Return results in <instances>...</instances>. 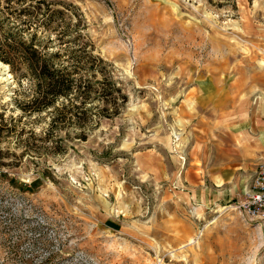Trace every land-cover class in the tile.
Listing matches in <instances>:
<instances>
[{"label": "rangeland", "instance_id": "374dc122", "mask_svg": "<svg viewBox=\"0 0 264 264\" xmlns=\"http://www.w3.org/2000/svg\"><path fill=\"white\" fill-rule=\"evenodd\" d=\"M48 1L126 102L51 125L0 67V264H264L222 198L264 152V0Z\"/></svg>", "mask_w": 264, "mask_h": 264}, {"label": "trees", "instance_id": "16d2710c", "mask_svg": "<svg viewBox=\"0 0 264 264\" xmlns=\"http://www.w3.org/2000/svg\"><path fill=\"white\" fill-rule=\"evenodd\" d=\"M55 4L0 0V61L29 95L20 109L46 112L51 125L56 120L82 122L93 115L88 100L100 95L104 104L98 113H118L126 95L106 77V62L84 41L81 19L73 21L72 11ZM98 73L103 77L95 80Z\"/></svg>", "mask_w": 264, "mask_h": 264}, {"label": "built area", "instance_id": "2783aa9c", "mask_svg": "<svg viewBox=\"0 0 264 264\" xmlns=\"http://www.w3.org/2000/svg\"><path fill=\"white\" fill-rule=\"evenodd\" d=\"M241 212L264 229V153L259 157L250 182L236 195Z\"/></svg>", "mask_w": 264, "mask_h": 264}, {"label": "crops", "instance_id": "0c3cea01", "mask_svg": "<svg viewBox=\"0 0 264 264\" xmlns=\"http://www.w3.org/2000/svg\"><path fill=\"white\" fill-rule=\"evenodd\" d=\"M262 149L264 150V145H262ZM264 153V152H263ZM255 170H256V167H255ZM255 170H254V172H255ZM217 185V184H216ZM218 187H220L221 185H217ZM244 188V187H243ZM218 190V189H217ZM242 190V189H241ZM240 190V191H241ZM238 193H237V191H236V189L235 190H232L231 188H229V192L227 193L226 192V190H224L223 191V195H222V198H223V196H224V200L226 199V201H229L231 198H233V196L234 197H236V195H237ZM214 196H215V199L217 200V199H219V196L220 195H216L215 193H213L212 192V194H211V198L212 199H214Z\"/></svg>", "mask_w": 264, "mask_h": 264}, {"label": "bare ground", "instance_id": "6f19581e", "mask_svg": "<svg viewBox=\"0 0 264 264\" xmlns=\"http://www.w3.org/2000/svg\"><path fill=\"white\" fill-rule=\"evenodd\" d=\"M0 67L3 69V74L5 75L6 78H10L12 76L7 64L0 62Z\"/></svg>", "mask_w": 264, "mask_h": 264}]
</instances>
